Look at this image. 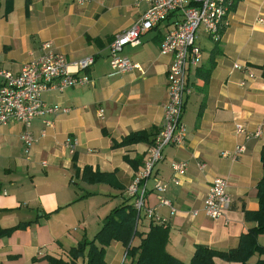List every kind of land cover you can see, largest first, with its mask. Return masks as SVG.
<instances>
[{"label":"crops","instance_id":"crops-1","mask_svg":"<svg viewBox=\"0 0 264 264\" xmlns=\"http://www.w3.org/2000/svg\"><path fill=\"white\" fill-rule=\"evenodd\" d=\"M145 8L144 3L135 7L134 0H90L86 4L0 0L1 68L19 73L39 55L44 42H50L68 61L94 57L93 65L79 73L90 77L89 85L43 94L46 103L69 111L46 116L50 125L43 118L33 120L35 143L28 153L20 140L23 125L0 126V229L31 222L25 229L0 237V264H48L47 256L64 257L69 245L95 235L113 208L134 203L127 189L143 169L150 146H112L132 132L151 130L155 135L163 126L166 70L172 59L160 53V43L169 22L144 33L138 45L123 48L122 55L139 69L114 74L108 52L114 36L128 29ZM259 18H264V0H238L219 42L198 32L196 44L202 59L187 74L192 92L182 117L186 139L181 145L166 146L162 159L141 183L144 207L169 226L166 251L183 262H189L196 245L217 251L233 249L241 235L255 226L246 220L245 211L258 210L257 184L264 177V126L260 138L246 140L236 133L235 125L253 132L264 116V24L257 23ZM234 64L241 68H233ZM238 145L244 151L233 159ZM137 157L142 158L139 165L125 161ZM73 161L80 170L90 167L112 175L110 183L83 182L75 176ZM174 161L187 165L178 185L171 182ZM215 178L227 181L230 206L223 217L210 219L202 207ZM158 181L167 185L163 194L154 189ZM79 189L89 195L80 199L85 194H78ZM97 195L103 202L87 207ZM161 197L169 200L174 213L160 204ZM141 214L137 230L144 233L150 219L144 209ZM258 243L264 246V234L258 236ZM132 244L138 245L139 238H133ZM125 252L121 243L111 242L106 264L128 262ZM258 258L255 254L251 262ZM214 264L240 263L215 258Z\"/></svg>","mask_w":264,"mask_h":264},{"label":"built area","instance_id":"built-area-1","mask_svg":"<svg viewBox=\"0 0 264 264\" xmlns=\"http://www.w3.org/2000/svg\"><path fill=\"white\" fill-rule=\"evenodd\" d=\"M90 0H76L78 4H86ZM238 0H134V6L145 4L146 8L132 25L117 33L109 45V65L114 74L128 73L139 69V65L132 63L122 55L125 46H136L140 37L169 22L160 43V53L171 56V64L166 70L167 101L163 105L164 123L155 135L153 144L148 149V155L139 175L127 189V194L133 196L134 208L145 211L150 220L157 223L163 221L154 215L151 209H146L144 187L142 181L147 179L155 165L162 159L163 149L168 145H181L186 139V127L182 120L186 98L191 94L187 74L191 67H196L202 59V51L196 44L198 30L214 42H219L230 24V14ZM257 23L264 24V18L257 19ZM94 63L93 56H87L75 61H68L64 55L55 52L50 42H44L39 48V55L31 58L20 70L13 74L0 67V126L12 122L23 125L20 140L28 153L35 143L31 131V124L35 119L43 118L45 125H50L46 116L65 114L68 108L50 105L43 99L48 91L63 92L68 88L89 85L92 80L86 74H79L87 70ZM233 68L241 66L234 64ZM252 77V74L249 73ZM102 111H98L101 116ZM264 126V116L260 125L253 132H246L240 124L235 125L237 134L245 139L260 138ZM244 151L243 145L236 146L233 159ZM225 156L226 154H222ZM199 168L203 169L204 164ZM173 176L171 182L178 185L180 176L186 172L184 162L171 163ZM159 194L166 192L167 185L158 181L154 187ZM160 204L174 209L169 200L160 198ZM230 206L228 184L223 178H215L211 182L203 201L202 211L210 219L223 217L224 211ZM194 212L193 215H196Z\"/></svg>","mask_w":264,"mask_h":264},{"label":"trees","instance_id":"trees-1","mask_svg":"<svg viewBox=\"0 0 264 264\" xmlns=\"http://www.w3.org/2000/svg\"><path fill=\"white\" fill-rule=\"evenodd\" d=\"M9 10L5 11L7 14ZM206 72L204 79H208ZM156 135V134H155ZM151 130H141L128 134L120 142H113L112 147H122L137 143L153 144L154 136ZM264 163V147L261 152ZM132 166L142 162L141 157L134 160L125 158ZM74 162L75 176L87 184L110 183L112 175L92 171L90 167L82 170L76 167ZM85 194L80 197L88 196ZM128 199H133L129 196ZM258 210L254 212L245 211L246 220L255 223L245 234L239 238L238 246L228 251H217L206 246L196 245L189 262H183L166 251L169 237V226L166 223H157L150 220L148 230L144 233L138 232L137 223L141 219L142 210L134 208L133 203H123L113 208L103 219L102 225L97 233L91 238H83L66 252L65 256H47L48 264H106V248L111 242H119L126 249L125 256L128 262L122 264H214V259L219 258L226 262H239L240 264H264V246L258 243V236L264 234V177L257 184ZM51 213H44L47 217ZM31 222H23L8 229H0V237L8 236L15 230L25 229ZM139 238V244L133 245V238ZM257 254L259 258L251 262L252 257Z\"/></svg>","mask_w":264,"mask_h":264},{"label":"rangeland","instance_id":"rangeland-1","mask_svg":"<svg viewBox=\"0 0 264 264\" xmlns=\"http://www.w3.org/2000/svg\"><path fill=\"white\" fill-rule=\"evenodd\" d=\"M198 32H201V28L199 29V31ZM206 42H208L207 40H206ZM208 43H210V42H208ZM34 145V144H33ZM19 152L20 153H22V151H21V149H19ZM23 177H24V175H22ZM75 185V183H71V187L75 190L76 189V187L74 186ZM86 192L85 191H83V190H78V194H85ZM102 196H100V195H97V196H95V198H92V199H94V200H89L88 201V206L87 207H90V208H94V206L96 205V206H98L99 204H101L103 201L102 200H99V199H102L101 198ZM100 201V202H99ZM103 210V209H102ZM100 212L98 211L96 214H99ZM92 219H94V217L92 218ZM90 220V219H89ZM89 220H88V224H89ZM89 230H92V229H89ZM95 233V232H94ZM94 233H91L90 234V236H89V239L90 238H92L94 235ZM85 238H87V237H85ZM66 242H69V241H67L66 240ZM69 244H71V243H69ZM68 244V245H69ZM69 248H70V245L68 246V248H67V250H69Z\"/></svg>","mask_w":264,"mask_h":264}]
</instances>
